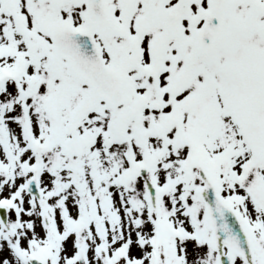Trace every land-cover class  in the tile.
Wrapping results in <instances>:
<instances>
[{"label":"snow or ice","instance_id":"1","mask_svg":"<svg viewBox=\"0 0 264 264\" xmlns=\"http://www.w3.org/2000/svg\"><path fill=\"white\" fill-rule=\"evenodd\" d=\"M0 264H264V0H0Z\"/></svg>","mask_w":264,"mask_h":264}]
</instances>
